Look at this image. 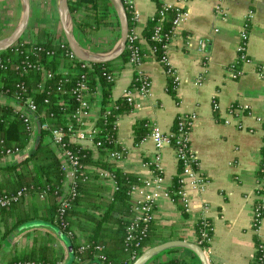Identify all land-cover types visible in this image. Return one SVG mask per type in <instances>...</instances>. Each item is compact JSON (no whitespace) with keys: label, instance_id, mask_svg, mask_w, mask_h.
Returning <instances> with one entry per match:
<instances>
[{"label":"crops","instance_id":"0c3cea01","mask_svg":"<svg viewBox=\"0 0 264 264\" xmlns=\"http://www.w3.org/2000/svg\"><path fill=\"white\" fill-rule=\"evenodd\" d=\"M159 1L165 5L177 2ZM133 4L138 14L133 31L141 48L148 51L141 28L154 14L155 3L153 0H133ZM216 4L221 5L224 17L214 12ZM184 5L186 17L178 29V37L171 40L167 52L176 84L168 86L162 65L154 59L146 58L138 65L137 70L149 79L148 91L145 94L134 92L130 109L117 117L115 140L121 148L120 157L106 159L121 171L140 179L152 176L153 144L145 136L134 142L132 124L137 119H146L155 123L162 132H169L175 117L193 113L195 117L188 133V144L196 157L201 180L196 186L190 181L185 183L188 210L184 213L165 194L179 171L174 152L171 147L160 149V182L156 184V190L154 187L144 189L145 196L157 191L153 207L154 231L167 240L193 242L194 222L207 218L211 222L206 253L209 264H250L254 245L264 235V217L256 231L250 224L253 203L258 201L264 205V178L258 170L264 138V78L256 72L257 66L264 64V0H187ZM34 6L38 9L34 10ZM19 15L18 0H0V38L12 30ZM248 15L246 57L249 60L239 64L240 75L232 78L227 66L235 60L238 32ZM41 22L54 27L48 29ZM39 26L49 32L59 31L55 0H29L26 37L35 39ZM105 29L106 33L99 32ZM115 31L113 26L100 27L88 34H77L75 38L91 51L107 52L117 40ZM199 40L204 42L203 48L198 46ZM133 70L124 63L115 72L112 99L120 97L128 88ZM197 76H202L200 84L195 83ZM0 101L4 103L6 99L0 97ZM213 101L217 104L214 109ZM99 105L100 100L96 96L92 100L94 113ZM33 141L34 138L30 139L19 157H0V166L4 167L28 154ZM76 143L90 149L93 157L97 156L96 148L87 140ZM4 174L0 170V179ZM107 185L110 188L113 183L107 180ZM34 206L38 210L41 208V197L32 195L25 198L19 211L31 215ZM47 241L62 255L56 264H67L69 246L66 239L48 222L39 219L19 224L2 238L0 264H8L13 252L25 251ZM172 249L176 251L162 254L156 261L173 257L179 260V264H199L190 251ZM156 261L154 259L151 263Z\"/></svg>","mask_w":264,"mask_h":264},{"label":"trees","instance_id":"16d2710c","mask_svg":"<svg viewBox=\"0 0 264 264\" xmlns=\"http://www.w3.org/2000/svg\"><path fill=\"white\" fill-rule=\"evenodd\" d=\"M153 1L156 7L155 12L141 28V36L149 50L142 49L137 39L132 43L137 47L142 62L146 58H152L155 61L158 59L164 39L156 40L151 36L156 26L159 28V33H168L173 17V10L169 8L163 11V16L158 20L160 1ZM67 5L73 20L74 37L77 34H88L100 27L111 26L116 28L115 34L116 37L118 36V23L108 0H67ZM125 14L129 35L134 22L127 12ZM60 37H62L60 29L58 32H49L39 26L35 39H29L21 45L1 51L0 92L8 96L17 94L22 98L29 97L35 102L41 121H48L52 129L59 128L64 131L67 125H75L70 116L75 107L73 88L76 82L82 81L88 91L86 99L91 102L97 96L100 100L93 137V141L97 142V156L93 157L91 150L79 143L70 141L66 143L71 153L77 156L80 168H77L74 178L68 184L69 193L64 195L67 206L60 210L59 196L62 192L61 188L64 187L65 175L60 167L58 155L49 143V132L38 131L28 154L4 167L0 166V170L5 172L0 179V197L23 190L26 198L32 195L41 197L42 206L39 210L34 206V212L31 215L21 212L19 208L25 198L20 197L10 202L8 206L1 207L0 241L19 224L39 219L48 222L66 239L69 246L67 264H79L82 261L88 264H130L133 261L129 258L132 251L135 250L137 257L146 247L166 241L167 238L155 233L153 218H151L145 224V232L139 240L138 247L134 248L133 243L125 241V228L132 219V200L129 189L133 184L139 183V179L132 173L121 171L113 162L106 159L111 151L121 152L115 140L116 127L113 121L130 109V106L122 95L116 99L111 98L113 82L105 79V73H112L115 78V72L126 63L129 51L124 47L117 59L106 63H89L88 67L80 68L76 72L75 66H71V63L76 60L65 58L61 54L67 49L65 41L62 47L54 42V39ZM29 47H39V50L34 51L33 59L52 73L51 78L45 80L41 88L38 86L41 81V72L24 65L25 50ZM114 62L116 65H113ZM60 65L65 68L62 73L57 71ZM172 78V75H167L169 87L172 86ZM106 108H109L108 114H105ZM148 130L146 119L134 121L132 124L134 142L140 141ZM29 139L28 129L19 115L9 105L0 103V157L5 150L24 149ZM260 151L264 157V138ZM98 169L106 170L113 176L112 187L109 188L107 185V179L99 178L96 173ZM151 169L153 170L152 166ZM153 172L157 171L153 170ZM175 188L176 179L174 178L168 189L169 196L181 209L175 195ZM68 231L70 235L66 234ZM193 232L198 245L201 248H207L211 236L210 220L197 219L193 225ZM202 233L204 236L201 235ZM174 251L176 249L164 250L146 264H150L154 259L156 261L162 254ZM254 254L252 262L255 258ZM61 259L62 255L54 249L50 241H47L25 251L13 252L8 264L25 262L56 264ZM179 263V260L170 257L164 261H156L154 264Z\"/></svg>","mask_w":264,"mask_h":264},{"label":"built area","instance_id":"2783aa9c","mask_svg":"<svg viewBox=\"0 0 264 264\" xmlns=\"http://www.w3.org/2000/svg\"><path fill=\"white\" fill-rule=\"evenodd\" d=\"M187 0H177L173 5H165L160 2V7L158 9V20L163 16V11L171 8L173 10V17L171 19V27L168 33L161 34L159 33V28L156 26L154 28L153 34L151 36L152 39L160 40L164 39L161 44V52L160 56L156 60L160 65H162L164 69V73L166 75L173 76V70L169 65L167 52L171 43V40L178 37L176 34L178 29L184 21L187 9L184 5ZM124 11L127 12L133 22L138 18V14L134 8L133 0H121ZM214 12L220 15V17H224V12L221 8L220 4H216L214 6ZM250 15L246 16L243 20L240 30L238 32V39L235 46V60L230 62L227 66V69L232 78L240 75L239 64L242 62H247L249 59L246 57V39H247V24ZM25 33V32H24ZM27 35L23 34L21 38L12 46L16 47V45H21L24 42L29 41ZM136 36L134 34L133 28L129 35L127 34L125 40V48L128 49L129 55L126 60V63L130 65L133 70V77L131 81V86L126 88L122 94L125 97L126 103L131 107L132 106V94L139 93L145 94L148 91L149 87V79L147 76L141 71L137 70L138 65L142 62L141 56L138 53V49L132 43L135 41ZM55 43H59L62 47L64 46V39L62 37L58 39H54ZM185 44H187V40H184ZM200 48H203L204 42L199 40L197 42ZM61 53L63 57L68 59H75L76 62H72L71 66H75V71L78 72L80 68H86L89 66L88 62H83L78 60L72 52L66 47ZM17 50V48H15ZM39 50V47H29L26 51V56L23 58L24 65L28 66L31 69L39 70L41 72V81L38 86L41 88L45 80L51 78L52 73L48 69H45L41 64L36 62L33 58L35 56V52ZM152 52V51H151ZM50 54V53H49ZM29 59H28V58ZM64 67L61 65L58 66L57 71L62 73L64 71ZM257 74L264 78V64H260L257 66ZM82 78V77H81ZM105 79L107 81L113 82L114 75L112 73H105ZM202 81V76H197L195 83L200 84ZM176 84L174 80V76L172 78V87ZM88 94L87 88L84 86L82 81H78L75 83L73 88V95L75 101L74 110L71 113V118L74 120L75 125H67L64 131L59 128L52 129L50 128L49 122L46 120H40L39 113L36 111L35 102L29 97L22 98L17 94L13 95H4L0 92V97L6 99L4 103L0 101L1 104L9 105L14 112H16L19 117L22 119V122L28 129L30 139H33L35 135L40 130H46L49 132L48 140L50 145L55 149L56 154L60 160V167L64 172V182L62 187V192L59 196V209L62 210L67 206V202L64 199L65 193H69L68 184L74 178V174L77 168H80V165L77 161V156L71 153V151L66 147V143L77 142L79 140H87L91 143L93 147L96 148L97 142L93 141V137L95 135V119L98 115L97 112L92 111V101L86 99V95ZM98 94V90L96 92ZM46 100H44L45 102ZM217 104L215 101L212 102V108H216ZM105 114H108L109 108H106ZM93 113V114H92ZM195 115L193 113H188L184 115H179L175 117L172 129L169 132H162L158 126L153 122H148V132L145 137L149 138L153 144L154 152L151 156V166L153 170L157 172H153L152 176L139 179V183L133 184L129 189V195L132 198L131 212L132 219L130 223L125 228V241L127 243H133V247H138L139 240L143 237L145 232V224L154 217L153 207H154V199L157 196V191H151L149 195L144 194V189L147 187H156V184L160 182L161 175L158 170V161L160 158L159 151L162 147H171L174 152L175 160L178 164V175L176 177V188L175 195L181 205V210L185 213L188 210V199L185 193V183L190 181L193 185H197L200 183L201 174L197 168L196 157L192 153L188 144V133L192 126ZM113 125H116V120L113 121ZM239 127V126H238ZM65 138V139H64ZM29 139V141H30ZM23 149L16 148L13 150H5L2 157H19L23 153ZM108 159H118L120 157V152L111 151L106 156ZM258 170L263 174L262 178H264V157L261 158L258 166ZM97 175L101 179H107L113 183V176L107 172L106 170H96ZM259 184H257V188L259 189ZM156 190V188H155ZM72 191V190H70ZM256 193L259 194V191ZM165 194L169 196V190L165 192ZM137 195V197H133ZM139 195L141 197H139ZM23 197L26 198V193L23 190H18L12 195H5L0 197V208L6 207L10 202L17 200L18 198ZM170 197V196H169ZM171 198V197H170ZM172 199V198H171ZM173 200V199H172ZM252 215H251V227L254 231L258 229L260 220L264 217V205L261 202H254L252 205ZM70 235L68 231L66 233ZM204 236V233L201 234ZM196 244H198L195 239L193 240ZM81 249V247H79ZM205 254L208 251L207 248H202ZM254 261L251 264H264V235L258 240L254 245ZM99 258L101 256L99 255ZM129 258L134 260L136 258L135 250L131 252ZM17 264H32L31 262L25 263H17Z\"/></svg>","mask_w":264,"mask_h":264},{"label":"water","instance_id":"95a60500","mask_svg":"<svg viewBox=\"0 0 264 264\" xmlns=\"http://www.w3.org/2000/svg\"><path fill=\"white\" fill-rule=\"evenodd\" d=\"M20 15L12 30L0 38V52L12 47L24 34L29 19V0H18ZM118 23V37L114 46L107 52H94L81 46L73 33V20L69 12L67 0H55V13L61 35L78 60L88 63H106L117 59L124 50L127 37V20L121 0H108ZM182 248L190 251L199 264H209L204 250L195 242L170 239L146 247L130 264H146L152 257L164 250Z\"/></svg>","mask_w":264,"mask_h":264},{"label":"rangeland","instance_id":"374dc122","mask_svg":"<svg viewBox=\"0 0 264 264\" xmlns=\"http://www.w3.org/2000/svg\"><path fill=\"white\" fill-rule=\"evenodd\" d=\"M35 9H38V8L34 6V10H35ZM32 17H33V16H32ZM41 24H42V26H44V27H46V28H48V29L50 28L51 30H52V28L54 27L53 24L51 25V27H50V25L48 26L47 24H46V25H43L42 22H41ZM55 27H56V24H55ZM99 30H100V29H99ZM99 32H104V33H106L107 30L105 29V30H101V31H99ZM99 32H98V33H99Z\"/></svg>","mask_w":264,"mask_h":264}]
</instances>
